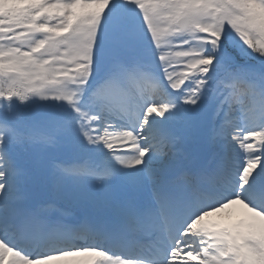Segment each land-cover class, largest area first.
Masks as SVG:
<instances>
[{"label": "snow or ice", "instance_id": "6c2138e0", "mask_svg": "<svg viewBox=\"0 0 264 264\" xmlns=\"http://www.w3.org/2000/svg\"><path fill=\"white\" fill-rule=\"evenodd\" d=\"M0 264H264V0H0Z\"/></svg>", "mask_w": 264, "mask_h": 264}, {"label": "rangeland", "instance_id": "374dc122", "mask_svg": "<svg viewBox=\"0 0 264 264\" xmlns=\"http://www.w3.org/2000/svg\"><path fill=\"white\" fill-rule=\"evenodd\" d=\"M234 218H235V216H234ZM212 219H218V217H213Z\"/></svg>", "mask_w": 264, "mask_h": 264}]
</instances>
